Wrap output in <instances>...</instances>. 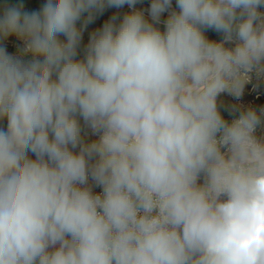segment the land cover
Returning <instances> with one entry per match:
<instances>
[{
    "label": "clouds",
    "instance_id": "obj_1",
    "mask_svg": "<svg viewBox=\"0 0 264 264\" xmlns=\"http://www.w3.org/2000/svg\"><path fill=\"white\" fill-rule=\"evenodd\" d=\"M143 2L0 0V264H264V0Z\"/></svg>",
    "mask_w": 264,
    "mask_h": 264
},
{
    "label": "rangeland",
    "instance_id": "obj_2",
    "mask_svg": "<svg viewBox=\"0 0 264 264\" xmlns=\"http://www.w3.org/2000/svg\"><path fill=\"white\" fill-rule=\"evenodd\" d=\"M12 2H15V0H12ZM45 0H24L25 8L26 10H38L39 6L44 3ZM150 4V0H144L142 4H137V9H147ZM173 6L175 7V0H173ZM130 9L127 5L124 6L122 9H115V8H109L106 9L103 15L98 16L95 21L88 25L87 29L84 32L83 36V43L87 44L89 34L92 31H95L103 26V24L112 16V15H119L121 18L123 15L127 12H129ZM261 11H264V9H261ZM145 15L147 16V12H145ZM167 14L162 17V19L166 18ZM161 29H163V25H160ZM207 35L210 36V38L214 39H220L221 37L215 33H207ZM63 39V37H61ZM3 44L7 47L9 52H12L13 49L20 45L21 42L18 40H15L14 38H9L8 40L3 41ZM82 55V54H81ZM256 85V80L253 79L251 83L246 85L245 92L240 100H234L232 97L222 94L219 98V102L223 104H242L245 107H254L259 111L260 108L264 107V80H262L259 84V87H254ZM223 111V109H221ZM225 116H227V113H225ZM231 119V117H228ZM261 125L257 129V135L261 138H264V116L261 117ZM7 120L6 118L2 121H0V126H3L6 128ZM81 125L83 128V131L81 133L82 138L85 140V142H91L92 140H95L96 137L93 136L86 127H83V121L81 120ZM34 158V157H33Z\"/></svg>",
    "mask_w": 264,
    "mask_h": 264
},
{
    "label": "built area",
    "instance_id": "obj_3",
    "mask_svg": "<svg viewBox=\"0 0 264 264\" xmlns=\"http://www.w3.org/2000/svg\"><path fill=\"white\" fill-rule=\"evenodd\" d=\"M94 191L98 192V191H100V189L99 188H94Z\"/></svg>",
    "mask_w": 264,
    "mask_h": 264
}]
</instances>
